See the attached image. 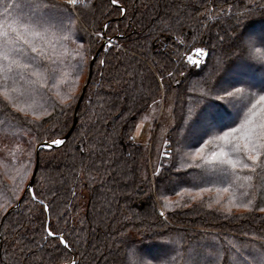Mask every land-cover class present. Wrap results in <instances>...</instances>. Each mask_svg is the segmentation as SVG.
I'll return each mask as SVG.
<instances>
[{
  "label": "trees",
  "instance_id": "obj_1",
  "mask_svg": "<svg viewBox=\"0 0 264 264\" xmlns=\"http://www.w3.org/2000/svg\"><path fill=\"white\" fill-rule=\"evenodd\" d=\"M41 17L67 39L42 54L20 45L32 69L0 78V264H130L137 250L152 264L165 252L168 264H264V172H238L218 205L213 192L229 185L209 182L205 163L223 145L216 137L246 118L264 122L260 106L252 112L264 95V46L249 38L264 33V0H0V22ZM104 38L112 42L92 63L69 136L36 151L71 127ZM200 48L204 59L189 64ZM221 84L242 89L234 104L214 91L202 99ZM169 98L164 136L157 124L149 144L134 141L142 115ZM199 107L220 117L208 135L186 124ZM201 147L205 160L190 156Z\"/></svg>",
  "mask_w": 264,
  "mask_h": 264
},
{
  "label": "snow or ice",
  "instance_id": "obj_2",
  "mask_svg": "<svg viewBox=\"0 0 264 264\" xmlns=\"http://www.w3.org/2000/svg\"><path fill=\"white\" fill-rule=\"evenodd\" d=\"M79 2L80 0H69L71 5H77ZM116 2L117 0H112L113 4ZM45 7L49 6L45 5ZM51 7L55 8L56 6L52 5ZM57 27L54 18L51 17H41L23 27H20L17 21H12L11 23L0 22V78L14 79L13 73L22 74L32 69L31 63L24 62V58L28 56V53L20 45H27L32 53L42 54L43 45H51L58 38L67 39V33L64 32L62 25L59 26V31L64 32L62 36L58 37L57 32L52 31V29ZM25 35L30 36L31 39L24 38ZM251 37H255L256 42L264 46V33L258 36L256 33H249V38ZM36 41H41L42 44L37 45ZM246 43L249 50H251L253 44L247 41ZM196 52L198 55H203L202 49H196ZM261 55H264V53H261ZM187 59L190 63H199V60L194 61L191 56H188ZM248 87L251 88L254 85H248ZM230 88L232 89L231 91L229 90ZM213 91L215 93H223V96L217 95L216 98L227 101L229 104H234L235 97L242 93V89L236 88L234 85L221 84L214 90L204 93L202 99L210 96ZM260 91L264 92V87H261ZM258 106H260V112L264 113V95H261L257 103L252 105L253 113H255ZM219 119L218 113L211 108L206 110L204 107H199L196 111L189 110L186 124L190 129L194 125H199L195 130L208 135L216 127ZM216 139L223 141V145L220 151L212 152L210 159L205 161V163L212 165L206 179L209 182L216 181L220 184L229 185V187L217 188V192H230L231 186L240 179L237 175L238 172L246 171L251 174H256L258 171L264 172V122L258 124L253 119L246 118L238 127L230 128L229 131L224 132L222 136H218ZM54 143L59 145L61 141L56 140ZM205 143L207 144L208 142L206 141ZM165 144H167V141H165ZM203 152V147L197 149L196 152V155L201 160H205ZM252 178L251 175L246 177L248 180H252ZM205 191H210V189H200V192ZM215 202L219 204L221 201L217 199ZM230 203L244 208H250L252 205L251 200H248L246 204H236L234 196L231 197ZM260 211L264 212V208H260ZM161 215H163V212H161ZM48 235L51 236L53 233L49 232ZM60 242L67 247L63 239ZM170 255L171 253L169 252L164 253L162 258L164 264H168ZM131 257L130 264H152V261L158 259L157 257L146 258V255L139 253L138 250L132 252Z\"/></svg>",
  "mask_w": 264,
  "mask_h": 264
},
{
  "label": "rangeland",
  "instance_id": "obj_3",
  "mask_svg": "<svg viewBox=\"0 0 264 264\" xmlns=\"http://www.w3.org/2000/svg\"><path fill=\"white\" fill-rule=\"evenodd\" d=\"M66 1L69 2V0H66ZM104 39L106 40V44H110L112 42L111 38H104ZM200 49L203 50L204 57H205L206 50L204 48H200ZM195 52H196V49L193 50L191 53H188L185 56V60L189 64H194V63H190L187 58H188V56H191L192 59L195 61V59H196ZM204 57L199 60V63L204 59ZM87 76H88V74H87ZM86 82H88L87 81V77H86V81L82 84V86H80L81 88L79 87L80 94L82 92V87L84 85L86 86V84H87ZM84 89H85V87H84ZM171 108H172V100L170 98L167 99L166 101H163V100L160 99V101H157L154 104H152L148 108L147 112L144 115H142V117L138 120V122H137V124L135 126V129H134V132H133L134 141L139 142V143H141L143 145L149 144V141L152 138L153 133L156 131L155 129H156V125L157 124H159L161 126V129L158 131V134H159V137L162 138L164 136L165 132L167 131L168 127L171 126V124H172ZM72 121H73V116H72ZM76 121H77V118H76ZM76 121H75V123H76ZM71 125H72V123H71ZM161 151H164V149L162 148ZM196 152L197 151H194L192 154L190 153V156L191 157L197 156ZM154 161H156L155 158H152L151 162H154ZM203 193L210 194V191L209 192H203ZM213 194L216 195L217 199H219V200H221V198L226 195V193L223 192V191H220V192L215 191V192H213ZM200 195H201V193H197V194H195L194 197H199ZM222 206H223V208H226V209H230L231 208V207L228 208L225 205H222ZM230 210H232V209H230ZM236 210L237 209H235V211Z\"/></svg>",
  "mask_w": 264,
  "mask_h": 264
},
{
  "label": "water",
  "instance_id": "obj_4",
  "mask_svg": "<svg viewBox=\"0 0 264 264\" xmlns=\"http://www.w3.org/2000/svg\"><path fill=\"white\" fill-rule=\"evenodd\" d=\"M106 44V40L103 39L102 43L100 44V46L96 49L94 55L92 56V58L90 59L89 61V67H88V76H87V81L89 80L90 78V72H91V66H92V63L94 61V59L96 58V56L98 55L100 49ZM87 83V82H86ZM84 87L85 85L82 87V92L78 98V101L74 107V112H73V121H72V125L71 127L69 128V130L67 131V133L60 139H54V140H45V141H42L41 143H39L37 146H36V151L39 149V148H51L53 146H57V144L54 143V141L56 140H59L61 141V143L69 136L74 124H75V121H76V118H77V108H78V105H79V102H80V99L82 97V94H83V90H84ZM60 143V144H61ZM59 144V145H60ZM35 169H36V165L34 166V169H33V173L28 181V184H27V187L28 188H31L32 186V180H33V177H34V173H35Z\"/></svg>",
  "mask_w": 264,
  "mask_h": 264
},
{
  "label": "built area",
  "instance_id": "obj_5",
  "mask_svg": "<svg viewBox=\"0 0 264 264\" xmlns=\"http://www.w3.org/2000/svg\"><path fill=\"white\" fill-rule=\"evenodd\" d=\"M195 54H196V59L195 60H200V59H202L204 57V53H203V55H198L197 52H195Z\"/></svg>",
  "mask_w": 264,
  "mask_h": 264
}]
</instances>
